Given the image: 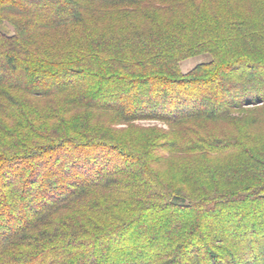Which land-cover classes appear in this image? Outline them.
Here are the masks:
<instances>
[{
	"label": "trees",
	"instance_id": "trees-1",
	"mask_svg": "<svg viewBox=\"0 0 264 264\" xmlns=\"http://www.w3.org/2000/svg\"><path fill=\"white\" fill-rule=\"evenodd\" d=\"M0 264H264V0H0Z\"/></svg>",
	"mask_w": 264,
	"mask_h": 264
},
{
	"label": "rangeland",
	"instance_id": "rangeland-1",
	"mask_svg": "<svg viewBox=\"0 0 264 264\" xmlns=\"http://www.w3.org/2000/svg\"><path fill=\"white\" fill-rule=\"evenodd\" d=\"M209 59L210 58H209L208 54H202V55H199L196 57L189 58V59H187L181 63V69L183 72H187L190 69L194 68L197 64H199L201 62L208 61ZM141 123L145 124V125L156 124L155 121H142ZM159 125H161V124H159Z\"/></svg>",
	"mask_w": 264,
	"mask_h": 264
}]
</instances>
